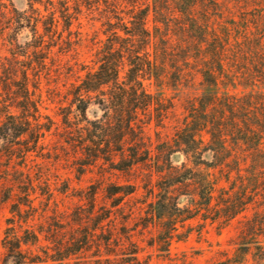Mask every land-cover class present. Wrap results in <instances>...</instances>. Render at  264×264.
Here are the masks:
<instances>
[{
  "label": "trees",
  "instance_id": "16d2710c",
  "mask_svg": "<svg viewBox=\"0 0 264 264\" xmlns=\"http://www.w3.org/2000/svg\"><path fill=\"white\" fill-rule=\"evenodd\" d=\"M26 1L19 10L0 0L3 202L16 185L34 186L13 206L19 221L4 240L13 263L151 264L149 236L172 261L186 222L223 230L243 218L235 254L213 264H264V0ZM65 66L62 92L51 80ZM194 88L178 114L170 91ZM56 98L60 120L45 112ZM64 162L95 181L67 227Z\"/></svg>",
  "mask_w": 264,
  "mask_h": 264
},
{
  "label": "rangeland",
  "instance_id": "374dc122",
  "mask_svg": "<svg viewBox=\"0 0 264 264\" xmlns=\"http://www.w3.org/2000/svg\"><path fill=\"white\" fill-rule=\"evenodd\" d=\"M15 6L19 10H24L27 8V1L26 0H13ZM81 23V31H82V17L80 20ZM77 24H75L74 30H77ZM31 38V34L28 30H25L22 32V34L19 37L20 43H25ZM79 60L80 63H82V45L79 46ZM67 60H71V64H75L76 60H73V58H69ZM81 68V66H80ZM58 74H61V76H58L57 73H53V80H51L52 86H57L59 84V89L62 92H65L66 87L64 86L66 83L69 82L67 80V66L62 68ZM82 74V73H81ZM73 81L74 79H71ZM196 90L194 89H185L184 91H181L180 93L170 91L172 96H176L177 99H180L181 101L178 102V114L183 113L182 104H183V98L188 96H193L195 94ZM59 98H56V101L52 102L48 101V110L45 111L46 114L51 115L56 120H60V117H57L58 107H59ZM182 102V103H181ZM90 117L93 118L94 116H99L100 112L96 107H92L90 109ZM152 137L156 138L155 134L152 132ZM178 160L181 162L186 161L185 158H181L178 156ZM38 163L34 160L33 163H31V175L32 179L35 177V173L37 171V168L35 167V164ZM5 164H6V158L0 156V264H14L13 259L10 258L8 255L6 249L4 248V240L8 233L12 231V220L16 219V222L19 221L18 214L14 212L13 206L14 204L19 200V197L23 196L21 190L29 189V191H32L34 186H23V185H16L15 190L16 194L18 196L13 197L8 202H3L5 196H6V187L5 181H4V170H5ZM51 168L54 169V166L49 165ZM58 173L63 176L67 177L70 176L72 179L71 184V190L66 194H60L57 193V200L60 202V207L62 209V212L66 214V216L62 220V224L67 227V224L71 222V210L75 208L77 204L80 203L79 198L77 197L81 191L82 188L88 187L91 185L94 181L93 175L88 174L80 181L76 179V176L74 173H71L67 165L64 163L59 164L56 166ZM18 169L23 171V168L21 166H18ZM15 174L14 172H11V175ZM23 174V173H22ZM27 176V173L24 172L23 174ZM16 176V175H15ZM17 177L18 174H17ZM13 180V178H11ZM15 179V178H14ZM113 182H117L119 184L126 183V180L123 176H113L112 177ZM11 181L10 184H13ZM109 183V181H108ZM36 186V183H34ZM4 186V187H2ZM18 186V187H17ZM44 185H42L43 187ZM63 187V184L60 186ZM39 192V190H36ZM103 192L100 193V200L103 199ZM184 203H186V199H182ZM38 204V202H37ZM25 212H23L24 216L28 218L27 210L28 208L25 207L23 209ZM30 212V211H29ZM31 213V212H30ZM49 215H52L50 212ZM243 220V218H239L232 222V224L223 229H218L217 224L211 225L209 223L205 224L200 219H195L189 222H186L184 225V228L180 229V232L183 233L185 236H187L185 239H182L180 241L175 240L171 246H170V252H171V259L172 261L159 259L157 257L156 252H154L153 249L149 248L147 246L149 242L150 236L146 239L145 243H142L143 246H146V253H144V258H146L149 254L153 253V259L151 264H213L219 260H223L226 258V256H233L236 251L235 246V239L237 237V234L239 232L240 228V221ZM15 222V221H14ZM39 216H36L35 218H32L30 220V224H36L39 223ZM23 228L26 227V223L23 222L21 225ZM24 230V229H22ZM251 259V257H250ZM249 264H254L253 260L251 259Z\"/></svg>",
  "mask_w": 264,
  "mask_h": 264
}]
</instances>
